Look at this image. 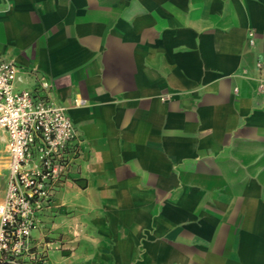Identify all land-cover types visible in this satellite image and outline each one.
I'll use <instances>...</instances> for the list:
<instances>
[{
	"label": "crops",
	"instance_id": "crops-1",
	"mask_svg": "<svg viewBox=\"0 0 264 264\" xmlns=\"http://www.w3.org/2000/svg\"><path fill=\"white\" fill-rule=\"evenodd\" d=\"M0 52L81 138L49 264H264V0H0Z\"/></svg>",
	"mask_w": 264,
	"mask_h": 264
},
{
	"label": "built area",
	"instance_id": "built-area-1",
	"mask_svg": "<svg viewBox=\"0 0 264 264\" xmlns=\"http://www.w3.org/2000/svg\"><path fill=\"white\" fill-rule=\"evenodd\" d=\"M29 74L0 52V130L6 155L0 264H49L43 218L82 153L80 135L66 107L52 95L51 82L31 75L29 86L19 85Z\"/></svg>",
	"mask_w": 264,
	"mask_h": 264
},
{
	"label": "rangeland",
	"instance_id": "rangeland-1",
	"mask_svg": "<svg viewBox=\"0 0 264 264\" xmlns=\"http://www.w3.org/2000/svg\"><path fill=\"white\" fill-rule=\"evenodd\" d=\"M5 163H6V155H5L4 141L0 140V200L2 198V193H3V184L5 178ZM43 227H45V225ZM44 240L45 241L47 240V236L45 234H44Z\"/></svg>",
	"mask_w": 264,
	"mask_h": 264
},
{
	"label": "bare ground",
	"instance_id": "bare-ground-1",
	"mask_svg": "<svg viewBox=\"0 0 264 264\" xmlns=\"http://www.w3.org/2000/svg\"><path fill=\"white\" fill-rule=\"evenodd\" d=\"M4 139V135H2V140ZM5 165H6V163H5Z\"/></svg>",
	"mask_w": 264,
	"mask_h": 264
}]
</instances>
